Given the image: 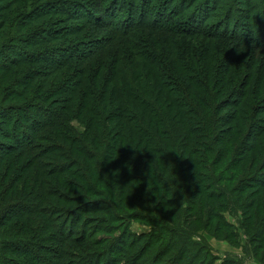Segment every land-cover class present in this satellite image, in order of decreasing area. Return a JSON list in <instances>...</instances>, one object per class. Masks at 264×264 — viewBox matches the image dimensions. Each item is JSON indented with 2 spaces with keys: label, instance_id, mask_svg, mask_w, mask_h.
<instances>
[{
  "label": "trees",
  "instance_id": "obj_1",
  "mask_svg": "<svg viewBox=\"0 0 264 264\" xmlns=\"http://www.w3.org/2000/svg\"><path fill=\"white\" fill-rule=\"evenodd\" d=\"M212 1L214 0H209V4ZM143 2L144 0H142ZM197 2L199 0H196L193 6ZM218 3L220 4L219 0H216L210 8L207 0H202L198 7L192 8L193 11H186L182 6L176 7L177 13L171 12L168 7L164 8L163 5L160 6L161 4H159V8L153 13L146 10L149 14L154 15L152 20H144L143 24L138 26L120 28L121 31H127L119 32L109 41L111 45L108 46L105 43H99L100 45L92 47L91 43H85L82 46L75 47L76 49L73 52L69 49H61L51 54L45 52V54H48L46 56H41L43 53L40 52L32 54L24 50L23 58L20 56L22 59L15 57L18 56V53L15 54V50H13L12 54L0 57V68L3 70H9L23 62V60L28 63L48 60L56 68H65L71 64L69 61L77 58V65L79 67L83 66L82 70L73 75V77H78H74L75 79L73 78L74 81L70 85L61 86L50 93L58 96L59 100L65 104L62 109L64 112L68 111L70 109L68 106L71 105L74 113L86 122L84 133H77L72 128L68 130L63 128L61 110L54 111L52 117H50V114L48 116L43 114L41 107L37 106L38 103H43L41 101L34 104L29 98L21 103L22 105L14 107L1 105L0 118L3 121L1 126L4 127L6 124L9 126L6 130L0 126L1 133L8 135L10 143H14L9 144L0 141V161L7 159L8 154L10 159L15 158L12 155L17 156L30 152L32 158L36 157L39 166L44 168V173L41 168H39V171L31 172L30 166L33 162L29 160L27 166H22V169L21 167L18 168L20 172L24 171L25 174L22 173V184L20 183L21 179L16 177L13 179L14 181L12 180L13 182L4 187L3 184L8 180L9 174L3 178V181L0 179V228L6 230L11 226L21 229V232L31 230L34 236L30 239L24 237L25 239L23 238L24 241L22 242L7 241L0 236V239H3V242L0 243V264H54L55 261L61 263L62 258L69 256L71 259L65 264H107L108 259L118 262V254L119 257L122 254V258H124L123 249L131 243L127 246L123 244L117 249L114 248L115 244L112 243L113 245L110 248L102 252L108 251L109 255L99 256L98 254L93 256V254H90L89 257H82L75 262L77 253H75V260L73 261L72 251L61 250L57 245L49 247L47 241L52 240L58 242V244L67 241L72 234L68 237L66 231L68 234L73 233V228L69 227L72 221L82 215L90 216L91 212L95 210L107 211V209L115 207L117 209L114 212L122 214H116V216L127 215V217H143L145 219L147 216H144L141 209L140 211L129 212L126 208V204L131 201L134 203L136 198V201L140 202L137 203V206L141 207L143 203L149 204L151 198V200H154L161 195L167 205L173 206L169 215H176L177 199L175 198V192L177 187L183 185L182 173L189 171L193 173L192 176L198 175L199 173L192 170V166L195 164L203 165L204 160L205 162L209 160L210 154L213 152L216 157L208 168L213 172V168L217 166L216 170H218V166L225 159L227 148L217 149L214 147L215 144H222L225 140L224 135L220 134L222 131L218 122L219 111L222 107L216 103L218 100L217 94L210 90V83L207 80V78L212 77L211 73L214 67L209 66L208 62L204 63V69L206 70H201L198 65L196 66L195 61L201 59V57L195 59L197 53L192 47L190 48L192 51L187 49L182 52L184 46L180 44V38H184L183 36L193 38L205 36V38L212 41L228 39L239 40L242 43L254 39L255 42H258L255 44L264 45V42H262L264 40V20L261 22L257 33H255L253 27L248 29L250 31H245L247 21L239 22L241 19L228 20L233 12V7L227 8L225 16L223 15L225 18L223 23L228 24V27L225 28L226 31H207L202 24L208 22L216 14L219 8V6L216 7ZM107 5L109 6L108 9L106 7L104 9L100 8V13L95 12L93 5L81 4L76 7L82 14L80 17L82 20L95 25L106 24L108 21L109 27L114 28L116 27L114 22L118 21L117 18L121 11L112 8L114 5L113 0H107ZM251 5L249 4L250 7ZM208 8L210 9L206 12ZM60 9L61 11L64 10L58 6L47 9L42 14L52 10L60 11ZM111 10H114V12L109 16ZM244 17L242 16V18ZM197 19L198 21L201 19V22L199 21L201 24L199 27L191 29L189 26L196 23ZM128 21L130 22V18L125 20L124 24L128 25ZM230 23H234L232 30ZM141 26H145L147 31H152V34L162 32L165 37L157 34L153 43L150 39H147L146 43L129 36V33L141 28ZM234 32L235 34H233ZM239 35L243 37H238ZM35 37L34 39H39L37 35ZM247 37L250 40H246ZM120 38H123L133 56L129 57L128 54L126 55V51L124 52L119 48L111 52V54L115 53L112 60H107L104 57V60L98 59L96 61V66V62L93 65L90 63L96 60L95 56L98 54H104L107 47L118 42L122 43ZM18 40L24 44L29 39L25 37ZM30 40L34 41L33 39ZM138 42L140 44H137ZM4 53L0 51V55ZM31 54L36 56L31 58ZM8 56L14 60L13 63L7 61ZM169 57H171V60H167ZM106 60L110 63L105 64L104 61ZM210 62H213V57ZM104 69H106L104 81L100 85V76ZM214 72L217 73V70ZM187 74H191V76H187ZM114 84L115 86H113ZM192 88L201 90V93L192 91ZM237 104L238 110H240L242 102ZM31 110H38V113L35 115ZM249 110L246 108L242 113H247ZM38 115L44 116V121L40 122L42 119L38 120ZM238 115L239 113L235 115L234 120L237 121ZM26 118L29 119L30 124L25 128L22 127L21 122ZM228 124L230 125L231 122ZM49 128L55 129L57 133H46L45 130ZM60 128L63 129L59 130ZM227 130L229 135L231 133L237 136L240 134V129L237 132H232L234 129ZM254 130H257V134L264 135V125L257 126ZM38 140L41 142L35 143ZM256 140L257 138L253 137L251 142L248 141V145H252H247L245 153L256 150L254 146ZM196 142L205 147L203 151L195 150V147L191 151L192 144H196ZM38 144H40V155L37 153ZM240 149H243V146ZM224 150L225 153L223 154ZM190 151L195 154L202 153L200 159L194 158V165L185 163L187 152ZM245 153L242 154V159H236L232 164L238 165L239 161L244 162L246 160ZM78 155L82 156L83 159L81 160ZM47 156L60 159L48 160L50 165L43 166L45 162H40V158ZM188 158L191 161L192 156ZM66 159L69 161L68 164L63 163ZM250 168L252 169L253 166ZM250 168H248V173ZM227 170L221 172L220 178ZM87 172L91 173V178ZM259 172L256 171L251 174L247 183L249 185L259 184V187L264 188V173L260 175ZM64 173L70 174L73 178L89 181L87 182L88 186L79 188L89 193H100L101 199L94 202L88 200L78 210L54 205L51 200L53 202H68L58 190V184L62 181L51 186L48 185L47 178L57 176V174L61 176ZM108 176H112L114 180L117 179L115 183L119 184L118 186H121L123 191L120 195H118L119 189L116 186H112L113 192L110 191L113 195H108L106 191L95 188L97 184H95L94 178L108 186L110 185ZM199 176L201 179L197 180L198 182L195 184L197 185L195 195L196 197L200 196L198 200H211V198L217 197L213 191H209L211 190L210 186L215 184L214 174H199ZM203 179L209 181V185H201ZM241 180L245 182V178ZM185 181L187 187L189 183L192 184V180H189L188 177H185ZM74 184L79 183L76 181L71 183V185L76 186ZM241 188L243 189V186ZM194 191L193 193L191 191L189 194L187 193L184 199L189 197L190 201L193 200L191 197H193ZM114 194L118 196V200L115 199ZM103 195L106 196V199L103 198ZM255 203L256 201L253 202V207ZM149 219L153 220V217ZM14 220H17L19 224L15 225ZM81 221L82 219L79 222ZM173 227H176L173 238L157 236L159 233L151 235L147 246L136 252L134 257L131 255L126 258V261H123L122 264H128L129 260L132 261V259L134 260L132 261L133 264H144V262H141L142 258L155 241L159 242V245L153 251L157 250L158 253L161 251L163 254L168 247V244H166L168 242L169 250L176 253L171 259V264H180L187 257L186 264H192L193 262L196 264L198 256L193 253L192 249L188 250L186 248V241L183 240L184 237L191 238V236L186 234L184 229L177 226ZM106 228L101 230L104 231ZM161 229L166 231L168 228L162 227ZM168 230L171 231V229ZM83 239L94 240L97 244H102L104 241L87 237L75 240L84 241ZM180 241L184 243L183 248H178ZM118 242L120 241H117V244ZM45 251L49 255L46 256ZM15 254L23 255L24 258L16 257Z\"/></svg>",
  "mask_w": 264,
  "mask_h": 264
},
{
  "label": "rangeland",
  "instance_id": "obj_2",
  "mask_svg": "<svg viewBox=\"0 0 264 264\" xmlns=\"http://www.w3.org/2000/svg\"><path fill=\"white\" fill-rule=\"evenodd\" d=\"M195 1L196 0H144V4L142 0H113L114 5L112 8L119 9L121 13L117 18L118 21L114 22L116 27L112 28L109 27L108 21L106 24L95 25L89 21L82 20L80 18L82 14L76 7L77 5L79 7L81 4L93 5L95 12L100 13L102 8L104 9L106 7L108 9L107 0H0V51L5 52L0 55V57L6 54H12L13 50H15V54L18 53V56L15 57L23 58L24 50L32 54L34 52H40L43 53L41 56H46L48 54H45V52L51 54L61 49H69L73 52L74 49H76L75 47L82 46L85 43H91L92 47L100 45L99 43H105L106 46H108L109 44L111 45L109 41L119 32L122 33V31H127H121L120 28L125 29L123 28L124 26H138L143 24L144 20H152L154 15L149 14L146 10L153 13L157 11V8H159L158 5L161 4L160 6L163 5L164 8L168 7L170 11L174 13H177L176 7L180 6L184 7L186 11H193V9L196 6L198 7L202 2V0H199V2L193 6ZM215 1L216 0L209 4V0H207L210 8ZM219 2L220 4L218 3L216 6H219L216 14H214L208 22H203L202 24V26L206 27L207 31H226L225 28L228 27V24L226 22L223 23L225 20L223 15L225 16L228 10L227 8L230 9L233 7V12L228 20L234 21V19H241L239 22L247 21L245 31H250L248 29L253 27L255 33H257L261 22L264 20V0H219ZM74 3L77 5L75 4L73 6ZM249 4H252L251 7ZM58 6L64 10H52L42 14L43 11ZM210 8L206 9V12ZM113 12L114 10H111L108 15L111 16ZM242 16L245 17L242 18ZM129 18L130 22L128 21V25H125L124 21ZM199 21L197 19V22L191 24L189 27L191 29L199 27L201 24ZM233 26L234 23L231 24V30ZM38 32L44 36L41 37ZM151 32L152 31L149 30L147 31L145 26H141V28H137L129 33V36L137 40L145 41L146 43L148 41L147 39H150L153 43L155 41V35L157 34L158 36L165 37L162 32H157V34H152ZM35 34L39 39H34L36 38ZM233 34H235V32ZM25 37L29 40L33 39L34 41L27 40V42L23 44V42L18 40ZM183 37L184 38H180L179 41L180 44L184 46L181 51L184 52L187 49L192 51L190 49L192 47L197 53L195 59L201 57V59L195 61L196 66L198 65L201 70H206L204 69V63L208 62L209 66L212 65L214 67L211 73L212 77L207 78V80L210 83V90L217 94L218 100L216 103L222 107L219 111L218 122L221 127L220 130L222 131L220 134L224 135L223 138L225 139L224 143L215 144L214 147L217 149L227 148V154L223 163L218 166V170H216L217 166H215L213 172L210 171L208 166L209 164L212 165V161L216 157L214 152L210 154L209 160L206 162L204 160L203 165L199 166V164L193 163L194 158L200 159L202 157L201 152L198 154L191 152L193 148L195 147V150L198 151H203V148H205L199 142L192 144L190 148L191 151L187 152V161L185 163L187 165L195 164L192 166V170L195 173L201 175L214 174L216 178V180H214L215 184L210 186L211 190L209 191H213L217 197L211 198V200L205 199L204 201H199L198 197L200 199V196L196 197L195 195L197 186L195 184L198 182L197 180L201 178L199 174L192 176L193 173L188 171L182 173L183 185L181 184V186L176 188V215H169L170 209L173 208V206L167 205L161 195L154 200H151V198L149 204L143 203L141 207L137 206V203H140L136 201L137 198L135 199L136 202L134 201L133 203L131 201L129 204H126V208L129 212L136 210L140 211L141 209L144 216L148 217H145V219L143 217H127V215L116 216V214H122L118 212L115 213L114 211L117 209L115 207H111L107 209V211L95 210L91 212L90 216L82 215L80 218L73 220L70 224L69 227L73 228V233L68 234L66 231L68 237L72 234L71 238L67 241H63L60 244L52 240L47 241L49 247L57 245L61 250L72 251L73 261L75 260L74 255L77 253L75 262L79 261L82 257H89L88 255L90 254H93V256L98 254L99 256L104 254L109 255L108 251L102 252L110 248L113 244H115L114 248L117 249V247L120 248L123 244L127 246L131 243L128 247L123 249L124 258H122V254L121 257H119L118 254V262L108 259L109 262L107 263L122 264L123 261H126V258L131 255L134 257L136 252L145 248L151 235L159 233L157 236L161 235L162 237L173 238V232L176 230V227L174 228L173 226H177L180 229H184L186 231L185 233L191 236V238L184 237L183 240L186 241V248H188V250L192 249L193 253L198 256L196 264H264V188L259 187V184L249 185L247 183L250 179L248 177L254 172L260 171V175L264 173V135L257 134V130H254L257 126L261 127L264 125V45H257L255 43L258 42H255L254 39L250 40L248 37L245 39L250 40V42L243 43L239 40L228 39L212 41L205 38V36L195 38ZM238 37L243 36L239 35ZM188 39L190 40L187 42ZM120 40H122V43L118 42L115 45L113 44L107 47L104 54H98L95 56L96 60L90 63L93 65L98 59H103L104 57L107 58V60H112L114 57L113 54L115 53L111 54V52L119 48L124 52L126 51V55L128 54L129 57L133 56L131 50L123 41V38H120ZM2 42L4 43L3 45ZM140 42L137 44H140ZM262 42H264V40H262ZM142 46L144 47L143 44ZM32 54L30 56L34 58L36 55ZM166 55L168 56V53ZM212 57L213 62L211 63L210 59ZM76 59L69 61L71 64L65 68H56L51 65L48 60H38L31 63L24 62L23 60V62H20L9 70L0 68V111H2L1 105H11L14 107L16 105H22L21 103L30 98V101L34 102V104L40 101L43 102L42 104L38 103L37 106L41 107L42 113L47 116L50 114V117H52L54 111L58 109L61 110L63 116L62 126L64 129L68 130L72 128L77 133H84L86 127L85 120L79 118V116L74 113L71 105L68 106L70 109L64 112L62 109L65 104L59 100L58 96L51 94L53 93L52 91L57 90L61 86L65 87L70 85L72 81L78 77L74 76V78L73 75L82 70L83 66L79 67ZM107 60L104 61L105 64L110 63ZM167 60H171V57L167 58ZM7 61L13 63L14 60L8 56ZM96 65L97 62L95 63V66ZM105 70L106 69L101 73L100 85L104 81ZM216 70L217 73L214 72ZM187 76H191V74H187ZM113 86H115V84ZM191 90L201 93V90L199 91L194 88ZM238 102H242L240 110H238ZM43 108H45V110H43ZM246 108L250 110L247 113H242ZM31 111L35 115L38 113V110ZM238 113L239 118L236 121L234 119L235 115ZM37 118L38 120H40V118L42 119L40 122L44 121V116L38 115ZM22 121V127L26 128L30 124L27 118ZM40 122L38 121V123ZM229 122H231L230 125L228 124ZM1 125H3V121L0 118V126ZM1 127L4 130L9 128L7 124ZM227 129H234L232 132H237L240 129V134H238V136L234 135V133L229 135ZM45 131L49 134L57 133L56 130L52 128L46 129ZM253 137L257 138L254 144L256 150L245 153L248 141L251 142ZM0 141L9 144L14 143H10L8 135L2 134L1 129ZM40 142L39 140L35 141V143ZM39 145L40 144L37 145V153L40 155ZM67 145H69V143H67ZM251 145L252 144L248 146ZM241 146H243V149H240ZM224 153L225 150L223 154ZM244 153L246 154V160L244 162L239 161L240 163L238 165L232 164L236 159H242L241 157ZM14 156L15 158L9 159L10 156L8 154L7 159L0 161L1 181L9 174L8 180L3 184L4 187L13 182V179L16 177L21 179V184L23 183L24 171L20 172L18 168L21 167L22 169V166H27L29 160L33 162L30 166L31 172L39 171V168H41L44 173V168L39 166L40 164L37 163V158H32L30 152H25L17 156L12 155V157ZM78 156L81 160L83 159L82 156ZM189 156H192L191 161L188 158ZM54 159L60 158L53 156L41 157L40 162H45L43 166H46L50 165L48 164V160ZM251 162H253V164H251ZM63 163L68 164V159L64 160ZM251 166H253L252 169L250 168ZM227 167H229L228 170ZM248 168H250L249 173ZM225 170L227 171L222 178H220L221 172ZM30 171L29 173L31 174ZM87 174L91 178V173L87 172ZM108 177L110 181V185L108 186L94 178L93 180L95 184H97L95 188L106 191L109 195L111 194L110 191L113 192L112 186H116V188L119 189L118 195H120L123 191L121 190L122 187L115 183L117 179L114 180L112 176ZM185 177L192 180V184L190 185L189 183L188 187L186 186ZM243 178H245V182L241 180ZM59 181H62V183L58 184ZM75 181L79 184H74L76 186L71 185V183ZM47 182H49L48 185L51 186L57 183L58 190L65 196L68 202H53L51 200L54 205L78 210L88 200L94 202L101 199L100 193H89L79 188L81 186H88L87 182L89 181L73 178L70 174L64 173L61 176L57 174V176L48 177ZM202 182L201 185H209L210 183L204 179ZM17 183L19 184L18 181ZM242 186L243 189L241 188ZM190 191L191 193L194 191V194H192L193 197H191L193 200L191 201L189 197L184 199ZM114 195L116 197L115 199L118 200V196H116V194ZM103 196V198L106 199V196ZM254 201H256V203L253 207ZM150 217H153V220L149 219ZM81 219L82 221L79 222ZM13 223L15 225L19 224L17 220H14ZM105 227H107L106 230L102 231L101 229ZM162 227H167L171 229V231L168 229L165 231L161 229ZM122 235L124 236L122 237ZM0 236L7 241L13 240L17 242L24 241V237L27 239L34 237L31 230H24L21 232V229L11 226L6 230L0 228ZM81 237L104 241L102 244H97L94 240L83 239L84 241H77ZM117 241L121 243L118 242L117 244ZM2 242L3 239H0V243ZM192 243H194V245H192ZM166 244L170 247L168 242ZM158 245L159 242L155 241L150 248L148 247L149 251H146L147 253L142 258L141 262H144V264H171V259L176 253H173L168 247L164 250L165 252L163 254L161 251L159 253L157 250L153 251ZM183 246L184 243L181 242L178 248H183ZM44 253L46 256L49 255L46 251ZM15 256L18 257L19 255L15 254ZM19 257L24 258L23 255ZM187 258L180 264H186ZM70 259V256L64 257L61 259V263L65 264ZM132 261L134 260L132 259ZM132 261L129 260L128 264H133ZM61 263L57 261L54 262V264ZM192 264H195V262Z\"/></svg>",
  "mask_w": 264,
  "mask_h": 264
}]
</instances>
